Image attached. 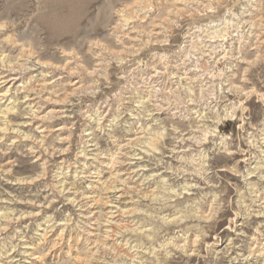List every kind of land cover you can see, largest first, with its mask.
Segmentation results:
<instances>
[{"label": "clouds", "instance_id": "1", "mask_svg": "<svg viewBox=\"0 0 264 264\" xmlns=\"http://www.w3.org/2000/svg\"><path fill=\"white\" fill-rule=\"evenodd\" d=\"M0 264H264V0H0Z\"/></svg>", "mask_w": 264, "mask_h": 264}, {"label": "rangeland", "instance_id": "2", "mask_svg": "<svg viewBox=\"0 0 264 264\" xmlns=\"http://www.w3.org/2000/svg\"><path fill=\"white\" fill-rule=\"evenodd\" d=\"M69 55H70V53H69Z\"/></svg>", "mask_w": 264, "mask_h": 264}]
</instances>
